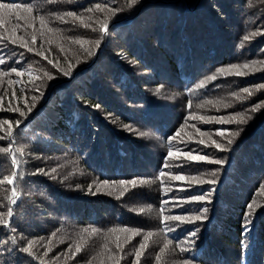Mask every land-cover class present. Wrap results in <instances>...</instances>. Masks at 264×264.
Instances as JSON below:
<instances>
[{
    "label": "trees",
    "instance_id": "obj_1",
    "mask_svg": "<svg viewBox=\"0 0 264 264\" xmlns=\"http://www.w3.org/2000/svg\"><path fill=\"white\" fill-rule=\"evenodd\" d=\"M0 3L38 5L30 14L0 8L4 25L0 34L5 29L9 35L16 32L33 49L29 52L19 47L20 41L17 45L0 44V56L7 61L0 69L10 73L0 75V121L12 123L14 147L23 149L25 162V177L17 184L19 199L12 206L15 231L0 225V264H40V259L18 251L29 240L45 264H115V259L133 264L135 248L148 232L152 235L146 242L148 248L142 250L140 264H156L155 256L167 240L172 243L161 254L160 264H182L184 260L190 264H264V109L254 114L231 151L216 150L212 141L226 145L230 131L220 137L217 130H235L237 125L199 119L227 120L264 104V89L256 90L264 83V0H139L131 9L127 0ZM96 4L107 7L97 11ZM89 7L93 12L86 11ZM108 8L123 11L112 17ZM53 10L61 14L76 11L97 29L107 18L109 30L101 35L67 17V24L54 19L48 24L61 32L48 33L36 16L50 18ZM17 15H26L29 22L25 24L21 18L17 28ZM69 36L87 43L81 48L66 39ZM97 39L101 40L98 48L94 45ZM89 48L94 52L91 57L84 51ZM243 63L251 65L252 71L242 69L249 74L218 76L204 88L197 87L215 75L216 69ZM70 66L72 75H63L60 69L67 71ZM11 67L23 75L17 77ZM45 72L54 78L49 80ZM245 87L252 91L251 97L243 93ZM41 93L42 98L33 101ZM234 93L245 97L243 102L235 99ZM33 103L36 107L27 118L7 110L11 106L27 112L26 105ZM224 103L231 107H223ZM17 118L24 119L18 128ZM210 126L217 129L210 130ZM7 127H0V135ZM170 136L176 139L170 142ZM201 139L204 145L198 143ZM8 143L0 140V146ZM185 143L189 149L199 148V154L206 153L209 160L223 157L227 163L223 167L201 162L182 170L164 168L165 158L173 161L167 156L169 147L176 151L184 149ZM178 159L185 160L183 156ZM37 168L47 175H33ZM162 169L164 177H160ZM217 169L219 183L211 203L192 200L213 187L199 181L212 178L210 173ZM13 170L11 158L0 154V181ZM173 175L184 179L174 180ZM144 179L150 182L141 184ZM130 181H135V186ZM11 196L12 186L0 184V212L6 220ZM250 203L255 210L250 217L252 230L242 238L241 223ZM177 204L188 211L181 213ZM150 205L152 210L147 211ZM205 207L208 220L195 245H182L190 250L181 252L176 245L187 233L178 227L165 233L160 221L166 215L188 219L199 214L196 209ZM141 208L146 211L141 213ZM168 223L176 226L175 221ZM93 227L100 232L89 236ZM122 228L143 231L126 242L132 233L120 231ZM9 237H15L17 244ZM117 239L124 244L123 251L116 249ZM242 239L246 248H242ZM77 244L81 252L72 258ZM105 244L115 253L113 259H109Z\"/></svg>",
    "mask_w": 264,
    "mask_h": 264
},
{
    "label": "snow or ice",
    "instance_id": "obj_2",
    "mask_svg": "<svg viewBox=\"0 0 264 264\" xmlns=\"http://www.w3.org/2000/svg\"><path fill=\"white\" fill-rule=\"evenodd\" d=\"M51 3H54L55 0H50ZM139 3V0H127V8L131 9L133 6L137 5ZM34 7H38L37 4H14V3H0V8L3 9H8V10H13V9H19L22 10L23 12H27V13H32L33 12V8ZM107 5H105L104 7H102L100 4H96L95 5V9L97 11H103L104 8H106ZM110 13L112 17H115L117 15V13L119 11H123V9H115V8H108L107 9ZM87 12L91 13L93 12V8L89 7L86 9ZM66 17H70L73 19V21L79 20L82 24L83 27L88 29L90 28L91 31L96 32L99 31L101 33V35H103L104 33H106L109 29H108V19L106 18L105 21L101 24V27L99 29L95 28L92 26L91 23H88L85 21V18L83 15L78 14L76 11H65L62 14L53 10L50 13V18H46L45 15L40 14L36 16V19L39 20L40 25H41V29L47 28L48 33H59L61 32L60 29L58 28H53V27H48V24L54 19L56 21H60L61 23H68V20L66 19ZM21 19V17L19 15H17V25L16 27L19 28L21 27V25L19 24V20ZM91 17L89 16L87 18L88 21H91ZM4 27L3 25V21H0V28ZM43 31L41 32V35H43ZM252 36H256L257 33L256 32H252L251 33ZM59 38V37H58ZM33 43H35V36H33ZM66 39H68L69 41H71L72 43H75L77 45H80L81 48H83L84 44L87 43L86 40L81 39L79 37L73 39L71 36L66 37ZM245 40L248 39L247 36L244 37ZM18 41H20L19 43V47L22 48H27V51L31 52L33 49L31 47H27L26 43L23 42V37L17 36L16 32H13L11 35L7 34V30L5 29V32L0 34V44H3L4 42L10 43L12 45H17ZM51 42V41H50ZM101 44V40L97 39L94 41V45L98 48ZM84 51L87 53V55L89 57H91L92 55H94V52L89 48V49H84ZM38 55L40 53H37ZM7 61L5 59V57L0 56V66H4L6 65ZM19 63V62H17ZM49 63L51 64L52 61H49ZM253 63H255V61H253ZM55 66V65H54ZM242 69H249L250 71H252L251 65L249 63H243V64H232L230 67H220L218 69H216V74L215 75H210L208 76L204 81H202L197 87L198 88H204L207 83L209 81H215L217 80L218 76H244L249 74L248 72L242 71ZM60 71L63 73V75L65 76H71L72 72H73V68L70 66L68 68L67 71L60 69ZM11 73H14L17 77H20L23 75V72L18 70L17 67H11ZM10 73L7 70H2L0 69V75H4V76H8ZM45 75L48 77L49 80L53 79L54 77L49 74L48 72H45ZM13 83V81L9 80V84ZM163 87V86H161ZM264 89V83H261L257 86V91ZM159 90V89H158ZM189 91H195V89H189ZM243 93H247L249 97L252 96V91L248 88L245 87L243 88ZM235 99L243 102V100L245 99V97L241 96L239 93H234L233 94ZM43 93H41V95L39 97H33V101H37L40 98H42ZM13 99L16 98L15 96V92H13ZM3 100V97H0V101ZM208 103H212L211 101H208ZM217 103H220L219 101ZM9 104H11V101L9 102ZM191 106V102H189V107ZM223 107L228 108L231 107V104L228 103H224L222 104ZM27 112L21 110L20 107H8V111H13V112H18L19 113V117L20 118H27L32 112L33 109L36 107V104L33 103L31 106H27ZM96 107H99L98 105ZM198 107H203V105H198ZM264 109V104H256L253 107L250 108H246L245 110H242L240 112H238L236 114V116H233L231 119H225L223 117L220 118H215V117H199V119L201 120H212V119H216L218 120L219 123L223 124V123H235L237 125V128L235 130H217L216 135L220 136V137H224L225 136V131H230V138L227 139L226 145L217 142L216 140L212 141V145L215 147L216 150L220 151V152H224V151H231L232 150V146L238 141V139L240 138L241 134L246 130V125L248 124V122L250 120H252L254 118V114L258 111V110H262ZM238 117V118H237ZM17 118L15 121V126L18 128L20 125H22L24 123V119H20ZM3 125H7V131L4 135H0V140H8L9 143L7 144L6 147L4 146H0V154H3L5 157H10L11 158V167L14 169L11 172V175H5L3 177V180L0 181V184L2 183H7V185H11L12 186V196L9 198L10 203L7 206V217L9 219H4V213L0 212V225H3L4 228H7L9 231H15V228L13 227L12 223H11V218H13V205H16L19 199V190L17 187V184L19 181H22L25 177V173L24 171H22L23 165H24V160H23V156H24V152L23 149L21 147H14V145L16 144V140H15V133L13 131V125L12 123L5 119L3 121H0V127H3ZM197 131H199V129H197ZM141 135H143V133H141ZM177 135H179L177 133ZM201 136L204 135V133H200ZM169 141H173L176 138L170 136ZM199 144L204 145L205 141L203 139H201L199 142ZM196 153V154H194ZM200 153V149L199 148H188L187 143H185V148L184 149H179L177 148L176 151L172 150V147H169L168 149V153L167 156L173 158V161H169L167 158H165V164H164V168H169V167H177L180 168L181 170L185 167L188 166V164L191 163H201V162H208V163H213L216 165H220L221 167H223L224 164L227 163V160L223 157L220 158H215V159H211L209 160V157L206 153L204 154H199ZM178 156H183L185 158V160H179ZM185 161H187V163H185ZM53 172L56 171L55 168L52 169ZM218 171L214 170L210 173V176L212 178H209L207 180H200L199 183L203 184V183H207L210 185H213V187L207 192V193H202L199 195H194L192 197V200L194 201H199V202H206V203H211V196L212 194L217 190L215 188V185H217L219 183V178H218ZM45 174L47 175V173L44 171V169L42 168H37L35 170V172H33V175H39V174ZM166 175V172L162 169L160 171V177H164ZM174 180H183L184 177L182 175H173L171 177ZM53 179H55V177H53ZM149 180H141V184H145V183H149ZM154 183V181H151ZM124 181H121V184H124ZM128 183H132L135 186V181H130ZM161 183H164V181H161ZM100 189L97 188V191H99ZM127 191V189H126ZM93 195H95L96 193H92ZM123 195V194H122ZM177 207L180 208L181 213L188 211V209L183 207V204H177ZM164 208H167V201H165L164 203ZM247 208L250 211H246L243 219H242V223H241V236L242 238L245 236H248L251 233L252 230V219L250 217L254 216V209H253V205L250 203L247 205ZM152 210V206L150 205L149 208L147 209V211H151ZM146 209L141 208L140 212L143 213L145 212ZM197 213L196 215H192L191 217H189L188 219H185V217L183 215H166L164 217L163 220L160 221V223L164 224V229H162V231H165V233H170L176 230V228H180L182 232H186L187 236L186 239L180 243H178L176 245L177 248H179V250L181 252H188L190 250L189 247H183L182 245H190V246H194L196 243V239L200 233V231L202 230V226L204 224L205 221L208 220V216L207 213L209 211L208 208H203V209H196L195 210ZM169 221H175L176 222V226L173 227V225L171 223H168ZM192 224L193 227L191 228H184L183 225L184 224ZM84 232H88V229H84ZM109 232H114L116 231L115 229H109ZM120 231L122 232H126V231H130L132 233L131 236L128 237V240L126 242H131V240L134 237L140 236L141 235V231H143L142 229H127V228H122L120 229ZM98 232H100V229L93 227L91 229V232H88L89 236H94L96 235ZM53 235H55V233H53ZM152 233L148 232L144 237L143 240L139 243V245L135 248V260L133 261V264H140V259L143 255V251L142 250H146L148 248V244L146 243L149 238L151 237ZM11 243L13 245L17 244V240L15 237H9ZM81 239H83V237H81ZM172 243V240H167V242L164 244L163 247H161L159 249V253L156 254L155 256V261L156 264H160L161 261V254H163L165 252L166 249H168L169 244ZM241 245L242 248H246L247 244L246 242L242 239L241 241ZM33 247H34V242L29 240L27 242L26 246H21L19 247L18 251L20 253H24L27 254V256L31 257L32 259H40V264H45V261L42 258L37 257L36 253L33 252ZM104 247L106 249H108V245L105 244ZM115 247L118 251H123L124 249V244L119 242V239H117ZM51 249H47V251L44 253V255L46 256L48 254V252H50ZM108 251L110 252L109 255V259H113L115 256V253H111V249H108ZM81 252V245L77 244L75 251H73L71 253L72 258H75L77 256V254H79ZM89 264H91V262H89ZM115 264H120V260L119 259H115ZM182 264H190V261L188 260H184L182 261Z\"/></svg>",
    "mask_w": 264,
    "mask_h": 264
},
{
    "label": "rangeland",
    "instance_id": "obj_3",
    "mask_svg": "<svg viewBox=\"0 0 264 264\" xmlns=\"http://www.w3.org/2000/svg\"><path fill=\"white\" fill-rule=\"evenodd\" d=\"M21 18H22V20H23V22H24L25 24H27V23L29 22V19H28V17H27L26 15H21ZM66 19H67V17H66ZM67 20H68V19H67ZM216 122H217V120H216ZM216 122H215V123H216ZM209 129H210V130H216L217 127H216V126H210ZM228 134H229V136H230V133H228Z\"/></svg>",
    "mask_w": 264,
    "mask_h": 264
}]
</instances>
